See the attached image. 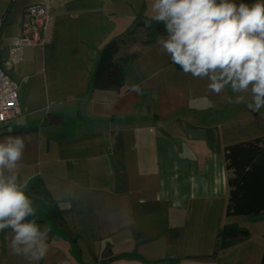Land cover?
I'll return each mask as SVG.
<instances>
[{
    "label": "crops",
    "instance_id": "0c3cea01",
    "mask_svg": "<svg viewBox=\"0 0 264 264\" xmlns=\"http://www.w3.org/2000/svg\"><path fill=\"white\" fill-rule=\"evenodd\" d=\"M115 2L0 0V65L19 85L21 108L0 138L25 142L16 173L49 230L39 264L249 263L246 252H230L227 263L223 248L215 253L218 232L232 225L223 149L264 136V108H248L250 90L211 93L207 79L172 64L158 38L143 43L133 12L121 25ZM36 4L54 17L51 41L10 49L24 8ZM134 30L140 39L115 56H135L123 90L90 89L103 47ZM49 115L63 124L49 125ZM10 238L0 232V264H28Z\"/></svg>",
    "mask_w": 264,
    "mask_h": 264
},
{
    "label": "clouds",
    "instance_id": "9594fccd",
    "mask_svg": "<svg viewBox=\"0 0 264 264\" xmlns=\"http://www.w3.org/2000/svg\"><path fill=\"white\" fill-rule=\"evenodd\" d=\"M152 10L144 27L163 24L166 35L158 43L172 64L207 79L211 93L219 95L227 87L235 93L250 90L248 108H264V0H154ZM132 90L140 91L138 85ZM24 148L20 136L0 138V232L10 230L14 255L39 264L47 252L49 230L34 219L27 184L16 173Z\"/></svg>",
    "mask_w": 264,
    "mask_h": 264
},
{
    "label": "trees",
    "instance_id": "16d2710c",
    "mask_svg": "<svg viewBox=\"0 0 264 264\" xmlns=\"http://www.w3.org/2000/svg\"><path fill=\"white\" fill-rule=\"evenodd\" d=\"M236 2L251 4L256 1L236 0ZM145 20V18H137V24L145 33L144 44H153L158 37L166 35L163 24L153 22V27L145 29ZM119 51L120 45L115 42L103 47L91 78L90 89H114L117 92L123 90L126 68L135 56L133 54L117 59L115 56ZM223 158L228 173L225 215L264 214V136L226 145L223 149ZM248 237L249 233L246 230H234L232 226H226L217 234L215 253L230 242ZM192 258L207 260L209 257ZM260 264H264V252Z\"/></svg>",
    "mask_w": 264,
    "mask_h": 264
},
{
    "label": "built area",
    "instance_id": "2783aa9c",
    "mask_svg": "<svg viewBox=\"0 0 264 264\" xmlns=\"http://www.w3.org/2000/svg\"><path fill=\"white\" fill-rule=\"evenodd\" d=\"M54 17L42 4L24 8L19 33L14 37L10 49L42 47L52 38ZM9 64V62H7ZM19 85L0 65V125L20 114Z\"/></svg>",
    "mask_w": 264,
    "mask_h": 264
},
{
    "label": "rangeland",
    "instance_id": "374dc122",
    "mask_svg": "<svg viewBox=\"0 0 264 264\" xmlns=\"http://www.w3.org/2000/svg\"><path fill=\"white\" fill-rule=\"evenodd\" d=\"M124 2L123 8L120 6V2ZM256 1V0H254ZM154 0H117L116 6L122 11H117L116 7H108V10L111 12H121L122 19L119 20L121 25L125 24L128 21L129 11L133 12L135 15L132 19V26L136 27L137 18H145L148 19L151 15H153L152 4ZM126 10V11H125ZM136 18V19H135ZM136 20V21H135ZM139 20V19H138ZM140 28L139 25H137ZM131 34V33H130ZM132 35L134 37H132ZM140 30H134L131 36H127L123 41L120 47H124L131 44L132 41H137L140 39ZM130 55L129 53L122 54V57H126ZM228 224L232 223V227L234 230H246L249 233V237L247 239H239L235 240L234 244L229 248H223L218 252V256L222 258L223 262L227 263L230 252H238V254H243L246 252L250 257L248 259L249 263H240V264H260L262 255L264 252V214L256 215V216H229L227 218Z\"/></svg>",
    "mask_w": 264,
    "mask_h": 264
},
{
    "label": "water",
    "instance_id": "95a60500",
    "mask_svg": "<svg viewBox=\"0 0 264 264\" xmlns=\"http://www.w3.org/2000/svg\"><path fill=\"white\" fill-rule=\"evenodd\" d=\"M47 123L49 125H60L63 124L62 117L57 115H49L47 118Z\"/></svg>",
    "mask_w": 264,
    "mask_h": 264
}]
</instances>
